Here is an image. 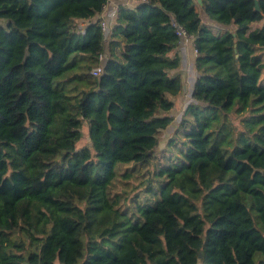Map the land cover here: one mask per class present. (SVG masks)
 Segmentation results:
<instances>
[{
	"label": "trees",
	"instance_id": "obj_1",
	"mask_svg": "<svg viewBox=\"0 0 264 264\" xmlns=\"http://www.w3.org/2000/svg\"><path fill=\"white\" fill-rule=\"evenodd\" d=\"M109 1L0 0V264H264V0Z\"/></svg>",
	"mask_w": 264,
	"mask_h": 264
},
{
	"label": "crops",
	"instance_id": "obj_2",
	"mask_svg": "<svg viewBox=\"0 0 264 264\" xmlns=\"http://www.w3.org/2000/svg\"><path fill=\"white\" fill-rule=\"evenodd\" d=\"M137 4V1H125V0H110L106 6H104L103 12L100 14L99 19L102 22L106 23V29H108L109 25L110 27L112 24L115 22L116 17H117V12L122 5L125 8H132ZM195 7V6H194ZM196 9V8H195ZM196 11H198L196 9ZM202 22L205 23L206 25H217L214 23H210L207 21L206 17L202 18ZM219 26V25H217ZM221 31H225V27L219 26ZM172 55H175L179 58V67L175 70L172 71V75H178L181 77L182 81V89L180 93L177 95L179 96L182 91L185 88V81L190 82V86L188 88V102H191V91L193 89L194 82L198 76L196 70H195V49L193 46V41L192 38L187 37V38H182L179 40L178 44L172 51ZM184 62V63H182ZM187 64V65H186ZM175 96V97H177ZM185 109V108H184Z\"/></svg>",
	"mask_w": 264,
	"mask_h": 264
},
{
	"label": "rangeland",
	"instance_id": "obj_3",
	"mask_svg": "<svg viewBox=\"0 0 264 264\" xmlns=\"http://www.w3.org/2000/svg\"><path fill=\"white\" fill-rule=\"evenodd\" d=\"M194 6L199 11V6H198L196 0H194ZM200 14H201L202 18H204V15L201 12H200ZM2 23H3V20L0 19V24H2ZM263 23H264V20L262 22H260V23L254 24L253 27L261 25ZM75 26H76V30L77 31H81L82 28L85 26V23L81 22V21H78V22H76ZM207 26L209 28H211V30L214 33L219 32L222 29V28H220L217 25H212L211 26V25L207 24ZM108 33H109V31L106 30L105 34L107 35ZM182 63H184V62H182ZM189 86H190V82L186 80L185 81V88L182 91V93L179 96H177V97H173L174 106H173L172 110L170 111V116H171V118L173 120L172 121L173 125L176 124V119H179V117L181 116L182 112L184 111L185 106L189 103L188 102L189 101L188 100V97H189L188 88H189ZM171 132H172V128H170L168 131L167 130L162 131L158 135V138H159V141H160L159 149H158V152H157L158 155L163 150V148L165 146V143H166V140L171 135ZM89 144H90V138H89L88 125H87V123H84L82 128H81V139H80L77 147L81 148V147L89 146Z\"/></svg>",
	"mask_w": 264,
	"mask_h": 264
},
{
	"label": "built area",
	"instance_id": "obj_4",
	"mask_svg": "<svg viewBox=\"0 0 264 264\" xmlns=\"http://www.w3.org/2000/svg\"><path fill=\"white\" fill-rule=\"evenodd\" d=\"M125 1L146 2V0H125ZM100 26H101L102 30H105L106 29V23L105 22L102 21L100 23ZM173 27H174V33H175V35L177 37H179V39L187 38L188 37V34L185 32V30L182 27L178 26L176 23H173ZM100 72H101V68H96V69H94L92 71V73L94 75H98Z\"/></svg>",
	"mask_w": 264,
	"mask_h": 264
},
{
	"label": "water",
	"instance_id": "obj_5",
	"mask_svg": "<svg viewBox=\"0 0 264 264\" xmlns=\"http://www.w3.org/2000/svg\"><path fill=\"white\" fill-rule=\"evenodd\" d=\"M197 1H198V4L201 5V0H197ZM254 3H255V6H254L255 10L260 12L258 0H255Z\"/></svg>",
	"mask_w": 264,
	"mask_h": 264
}]
</instances>
